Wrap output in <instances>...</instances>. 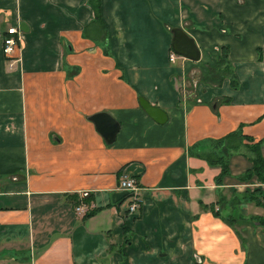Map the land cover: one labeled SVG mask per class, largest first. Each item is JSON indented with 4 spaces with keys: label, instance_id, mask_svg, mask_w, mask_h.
Masks as SVG:
<instances>
[{
    "label": "crops",
    "instance_id": "crops-1",
    "mask_svg": "<svg viewBox=\"0 0 264 264\" xmlns=\"http://www.w3.org/2000/svg\"><path fill=\"white\" fill-rule=\"evenodd\" d=\"M89 1L0 0V264H264V207L244 199L264 183L238 181L242 137L264 139V0H99L104 26ZM21 22L9 70L2 39ZM173 28L198 61L168 60ZM100 112L120 125L111 145ZM207 156L228 160L220 183Z\"/></svg>",
    "mask_w": 264,
    "mask_h": 264
},
{
    "label": "trees",
    "instance_id": "trees-1",
    "mask_svg": "<svg viewBox=\"0 0 264 264\" xmlns=\"http://www.w3.org/2000/svg\"><path fill=\"white\" fill-rule=\"evenodd\" d=\"M90 6L92 7L94 11V22L103 24L100 16V2L99 0H90L89 1ZM227 51L228 47H222L220 50V53L218 55V58L222 59L223 57L225 58L227 56ZM218 65L220 64L219 62L217 63ZM233 75L231 74V85L233 88H236V81L233 79ZM238 137L237 134H230L228 137H226L227 144L230 145V148L233 150L238 148V145L235 143V139ZM243 139L247 140L250 142L248 144L247 149L249 153L251 154L250 158V165L249 167L245 170V172L241 175L240 179L238 181H245V182H251V181H257L259 183H264V156L262 154V147L264 146V139L260 140L258 142H253V139L249 137H242ZM221 143V142H220ZM207 159L209 160L210 163L218 165L221 169L220 174L218 175L216 182L220 183L224 177H226L229 173V164L228 160L224 157H212V156H207ZM244 199L247 202L254 203L255 205L262 206L264 207V193L260 188H255L254 190H246L244 192ZM263 201V202H262ZM80 201L74 202L75 207L80 205ZM96 210H91L89 211L84 217H89L94 214ZM215 216H220L219 213L216 211L214 212ZM224 219V218H223ZM251 220H257L259 224L264 225V219L263 218H251ZM225 221L233 226V219L231 218H225ZM240 240L243 242V239L240 238Z\"/></svg>",
    "mask_w": 264,
    "mask_h": 264
},
{
    "label": "water",
    "instance_id": "water-1",
    "mask_svg": "<svg viewBox=\"0 0 264 264\" xmlns=\"http://www.w3.org/2000/svg\"><path fill=\"white\" fill-rule=\"evenodd\" d=\"M18 29L25 32V24L21 22L18 25ZM171 35L170 47L174 54L191 61L199 60V49L190 36H188L181 28L171 29ZM138 102L140 108L155 123L162 125L167 121V115L162 109L149 104L148 101L142 97L138 98ZM88 120L93 123L96 131L100 134L107 145H111L115 142L120 125L114 118L105 112H100L91 115Z\"/></svg>",
    "mask_w": 264,
    "mask_h": 264
},
{
    "label": "built area",
    "instance_id": "built-area-1",
    "mask_svg": "<svg viewBox=\"0 0 264 264\" xmlns=\"http://www.w3.org/2000/svg\"><path fill=\"white\" fill-rule=\"evenodd\" d=\"M21 44V32L16 26H10L4 33L2 39V54L6 61L7 68L12 69L18 57L17 52ZM176 54L170 53L168 60L173 62ZM119 187L125 193V202L127 204L126 212L135 215L140 209V199L137 196V182L132 175L122 171L119 177ZM75 212L79 215H85L86 210L82 204L75 207Z\"/></svg>",
    "mask_w": 264,
    "mask_h": 264
}]
</instances>
